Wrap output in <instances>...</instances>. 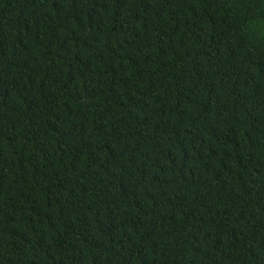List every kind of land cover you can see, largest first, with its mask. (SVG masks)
Returning a JSON list of instances; mask_svg holds the SVG:
<instances>
[{
    "label": "trees",
    "instance_id": "obj_1",
    "mask_svg": "<svg viewBox=\"0 0 264 264\" xmlns=\"http://www.w3.org/2000/svg\"><path fill=\"white\" fill-rule=\"evenodd\" d=\"M0 264H264V0H0Z\"/></svg>",
    "mask_w": 264,
    "mask_h": 264
}]
</instances>
